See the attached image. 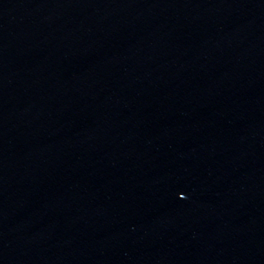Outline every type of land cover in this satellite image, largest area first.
I'll return each instance as SVG.
<instances>
[{"label": "water", "instance_id": "95a60500", "mask_svg": "<svg viewBox=\"0 0 264 264\" xmlns=\"http://www.w3.org/2000/svg\"><path fill=\"white\" fill-rule=\"evenodd\" d=\"M0 264H264V0H0Z\"/></svg>", "mask_w": 264, "mask_h": 264}]
</instances>
